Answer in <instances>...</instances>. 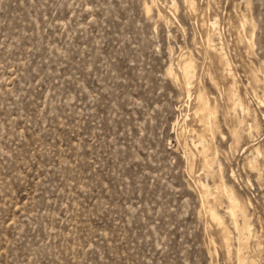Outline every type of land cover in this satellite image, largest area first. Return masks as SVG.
<instances>
[{
	"label": "rangeland",
	"instance_id": "374dc122",
	"mask_svg": "<svg viewBox=\"0 0 264 264\" xmlns=\"http://www.w3.org/2000/svg\"><path fill=\"white\" fill-rule=\"evenodd\" d=\"M0 264H264V0H0Z\"/></svg>",
	"mask_w": 264,
	"mask_h": 264
},
{
	"label": "bare ground",
	"instance_id": "6f19581e",
	"mask_svg": "<svg viewBox=\"0 0 264 264\" xmlns=\"http://www.w3.org/2000/svg\"><path fill=\"white\" fill-rule=\"evenodd\" d=\"M191 68H192V65L190 63L183 64V66L181 68V76L183 78L185 86H187V87L190 84ZM198 103H199L198 111L200 110L201 112H203L207 108V106H206L207 103L201 97L198 98ZM199 144L201 145V151L200 152H201V154L203 156H205L206 155L205 153H206L207 150L205 149V146L203 145L201 139H200V143ZM205 157H207V156H205ZM225 194H226V197H227V199H228V201H229V203L231 205L230 206V211H229V214H230L231 218H234L237 215L243 217L244 216V212L242 211V208L236 203L237 201L234 199L233 195L230 194V193L228 194L226 191H225ZM209 214H210L211 219L213 221L217 222L219 225L221 224L220 219L218 218L217 214L213 210H210Z\"/></svg>",
	"mask_w": 264,
	"mask_h": 264
}]
</instances>
